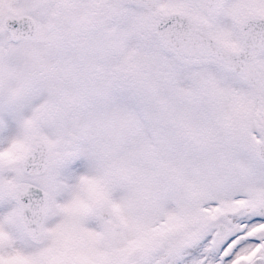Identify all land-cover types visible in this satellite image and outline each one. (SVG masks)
Instances as JSON below:
<instances>
[{"label":"snow or ice","instance_id":"6c2138e0","mask_svg":"<svg viewBox=\"0 0 264 264\" xmlns=\"http://www.w3.org/2000/svg\"><path fill=\"white\" fill-rule=\"evenodd\" d=\"M0 264H264V0H0Z\"/></svg>","mask_w":264,"mask_h":264}]
</instances>
